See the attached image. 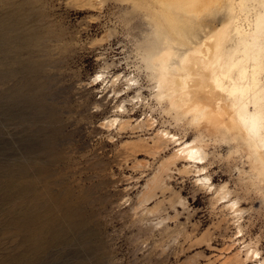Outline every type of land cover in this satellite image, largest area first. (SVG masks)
I'll return each mask as SVG.
<instances>
[{"label": "rangeland", "instance_id": "1", "mask_svg": "<svg viewBox=\"0 0 264 264\" xmlns=\"http://www.w3.org/2000/svg\"><path fill=\"white\" fill-rule=\"evenodd\" d=\"M140 1L0 0V264H246L231 258L243 242L264 257V205L237 188L242 160L224 144L209 141L206 170L243 195L242 238L183 161L151 183L175 148L154 152L153 132L196 131L151 97ZM138 87L142 99L122 101ZM149 113L153 126L137 127Z\"/></svg>", "mask_w": 264, "mask_h": 264}, {"label": "bare ground", "instance_id": "2", "mask_svg": "<svg viewBox=\"0 0 264 264\" xmlns=\"http://www.w3.org/2000/svg\"><path fill=\"white\" fill-rule=\"evenodd\" d=\"M135 5L146 9L149 26L137 51L139 68L152 83L151 97L174 124L196 131L191 139L165 128L153 132L154 152L167 143L175 148L157 165L151 183L161 179L169 163L183 161L182 172L196 173L195 184L230 212L242 238L243 195L227 182L213 184L206 170V147L209 141L224 144L227 157H240L237 188L246 195L252 191L264 205V0H141ZM124 81L127 89L137 83L134 76ZM139 89L122 101L138 102ZM119 106L126 111L124 104ZM128 120L115 116L106 123L124 127L131 125ZM155 121L149 113L135 125L151 127ZM243 243L231 255L233 261L264 264L257 244Z\"/></svg>", "mask_w": 264, "mask_h": 264}]
</instances>
